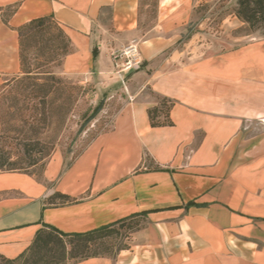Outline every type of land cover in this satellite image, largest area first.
I'll list each match as a JSON object with an SVG mask.
<instances>
[{"label": "crops", "instance_id": "crops-1", "mask_svg": "<svg viewBox=\"0 0 264 264\" xmlns=\"http://www.w3.org/2000/svg\"><path fill=\"white\" fill-rule=\"evenodd\" d=\"M143 4L0 0V93L23 74L18 28L51 16L73 47L63 74L98 87L114 82L127 94L112 129L72 163L55 153L41 177L0 171L4 257L26 252L44 225L85 233L147 212L115 259L69 264H264V38L190 66L162 59L179 38L169 32L192 9L160 0L161 34L137 44L139 69L118 76L112 55L118 41L137 43ZM104 11L111 30L101 24ZM158 98L173 103V126L152 127ZM55 193L78 202L46 206Z\"/></svg>", "mask_w": 264, "mask_h": 264}, {"label": "rangeland", "instance_id": "rangeland-1", "mask_svg": "<svg viewBox=\"0 0 264 264\" xmlns=\"http://www.w3.org/2000/svg\"><path fill=\"white\" fill-rule=\"evenodd\" d=\"M143 1L144 4L140 11L138 41L132 44H130V41H125L124 43L118 41L115 53L119 55L127 51L131 45L137 47V44L142 40L161 34V32L156 30L160 0ZM163 1H167L168 4H174L175 2L184 6L187 3V9H192V13L184 26L169 32V34H178L179 38L173 47L164 53L162 59L171 57L174 59L173 62L190 66L194 63L202 62L215 54H223L225 51L236 49L249 40L264 38V23L256 27H250L237 17L238 0ZM163 10L165 12L167 8ZM110 22V12L104 11L101 24L105 26L106 30L112 29ZM137 51L141 66L143 60L138 47ZM29 52V63L37 65L38 62L34 60V54H38L39 51L36 48H31ZM62 66L61 62H57L47 67V69L61 76L64 83L80 87V90L75 91L71 106H66L65 110L62 109L60 111L59 115L64 117L51 127L42 129L40 135L36 137V139H40L42 143L40 148L42 149L46 150L55 146L51 156L42 163H47L55 153H60L64 157L66 164L72 163L96 137L112 129L117 114L126 102L127 94L123 87V91L112 88L113 86L110 85L115 84L114 82L113 84L108 83L98 87L93 80L88 82L82 77L66 76L63 74ZM114 73L119 76L117 69ZM9 98L10 95L7 91L0 93V114L4 113V120L11 131L9 134L10 138L0 142V157L9 155L14 161L22 156V144L20 142L22 136H20L19 131L24 128L29 130V132L32 130V124H35L32 108L39 101L32 102L27 109L24 103L20 102L16 106ZM100 103H102V109L93 117V111ZM40 106L42 109L41 104ZM49 107L48 104L46 107L47 111L50 110ZM68 109V113L63 114ZM163 120L162 118L161 121ZM26 122H28L27 126ZM30 172L41 177L42 166L31 169ZM134 221L129 222L125 228H118L116 234L106 239L110 254H116L122 249L126 250L129 248V239L135 230L136 221H140L143 224L142 219Z\"/></svg>", "mask_w": 264, "mask_h": 264}, {"label": "trees", "instance_id": "trees-1", "mask_svg": "<svg viewBox=\"0 0 264 264\" xmlns=\"http://www.w3.org/2000/svg\"><path fill=\"white\" fill-rule=\"evenodd\" d=\"M237 17L250 27L264 23V0H238ZM18 34L23 74L21 77L10 81L1 92L7 91L10 95L9 99L14 105L17 106L22 102L27 106V109L32 102H39L32 108L35 124H32L31 134L25 128L19 131L20 136H22L20 138L22 156L13 161L9 155H2L0 157V171L33 175L30 170L41 165L43 174L47 163L42 162L51 156L55 146L46 150L42 149L40 148L42 143L36 137L40 135L42 129L51 127L64 117L59 115L60 111L66 106H71L75 91L80 90V87L64 83L61 76L56 75L47 67L57 62H61L63 65L64 59L73 51V47L64 29L51 16L30 21L18 28ZM31 48H36L39 51L38 54H34V60L38 62L37 65L29 63V50ZM48 104L50 110L47 111ZM172 105L173 103L168 99L161 98L158 106L149 110L148 114L152 127L173 126L170 118ZM69 109L63 114H67ZM101 109L102 103L94 109L92 116L94 117ZM3 115L4 113L0 114V142L9 139L11 132ZM162 118L163 121H161ZM27 125L28 122H26ZM156 170L161 169L156 168ZM77 202L76 199L61 193H55L45 201L48 207L65 206ZM147 215V212L134 214L85 233L67 234L52 226L44 225L37 232L33 244L26 252L16 259H8L0 254V263L68 264V262L98 257L115 259L123 249L116 254H110L106 239L116 234L118 228H125L129 222L142 219L143 224L136 221L134 230L136 232L144 225Z\"/></svg>", "mask_w": 264, "mask_h": 264}, {"label": "built area", "instance_id": "built-area-1", "mask_svg": "<svg viewBox=\"0 0 264 264\" xmlns=\"http://www.w3.org/2000/svg\"><path fill=\"white\" fill-rule=\"evenodd\" d=\"M114 67L117 69L118 74L126 73L132 69H139L140 59L138 56L137 47L131 45L127 51L121 53H114L112 55Z\"/></svg>", "mask_w": 264, "mask_h": 264}]
</instances>
